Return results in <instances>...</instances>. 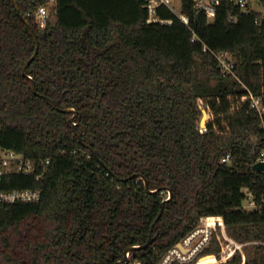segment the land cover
<instances>
[{"label":"trees","instance_id":"trees-1","mask_svg":"<svg viewBox=\"0 0 264 264\" xmlns=\"http://www.w3.org/2000/svg\"><path fill=\"white\" fill-rule=\"evenodd\" d=\"M47 1L15 0L39 43L25 73L38 94L76 116L68 124L72 114L31 92L21 69L35 44L12 1L0 0V150L42 173L0 182V190L41 196L0 204V264H116L147 242L168 192L151 231L157 238L131 260L158 264L185 237L181 253L198 252L206 244L195 248V237L218 223L242 252L219 263L212 237L192 264L204 256L264 264V172L251 168L264 128L248 102L260 97L264 108V21L228 0L212 22L180 0L189 26L165 7L157 16L170 24H147L140 0H54L38 28L33 14ZM219 53L235 77L221 72ZM225 154L230 162L220 163ZM137 175L158 192L148 195ZM246 193L255 210L242 208Z\"/></svg>","mask_w":264,"mask_h":264},{"label":"built area","instance_id":"built-area-1","mask_svg":"<svg viewBox=\"0 0 264 264\" xmlns=\"http://www.w3.org/2000/svg\"><path fill=\"white\" fill-rule=\"evenodd\" d=\"M140 1H142L143 4L142 7L147 12V19H146L147 24L171 23L170 20H161L157 16V10L162 7H165L173 12L172 0H140ZM222 1L223 0H192V3L194 5V9L195 12H197V14L199 15L202 14L206 18L207 22H212L216 14V9L222 3ZM228 1L231 2L234 6H236L244 15L255 13L262 19V21H264V1L262 0H228ZM53 2L54 0H48L45 4L39 5L37 7L35 13L33 14V22L36 27L44 28L46 26L49 20V11L47 6L52 5ZM179 12L178 13L173 12V13L184 25L189 26L188 17L185 15H181ZM231 21L233 22L234 18H231ZM202 52L203 53L207 52L205 47H203ZM213 56L218 62V66L224 75H231L235 77L234 65L233 62L229 60L228 55L219 53V54H213ZM248 102L250 108L256 111L259 118H261V122H262L261 127L264 128V108L262 107L261 98L254 97L251 94H249ZM230 160H231V155L225 154L220 159V163L225 164L230 162ZM256 162H264V151L261 152L260 157L256 160ZM45 164H48V161H46ZM42 165H43L42 163L37 164V166H42ZM8 174L34 176L36 180H38L42 176V173L37 172L35 164L25 159L20 154H16L13 151L3 149L0 150V182L2 178ZM40 197H41L40 193L34 190H14V191L0 190V204L1 203L14 204V203H22V202L35 203V202H39ZM242 208L247 211H252L255 210L256 208L255 201L253 200L252 196L248 193H246L245 195ZM219 218L222 221V218L221 217ZM204 219L205 218H202L200 220L199 226L203 223ZM216 226H220V225L217 223ZM216 226L213 227L212 231L215 229ZM220 227H222L224 231V225ZM211 235L212 232L210 233L206 246H204L201 250H199L198 252L189 251L187 254H183L179 250L178 246L186 238L185 237L181 242L177 243L173 248H171L168 251V253L163 256V258L159 261L158 264H192V261L195 260L198 256H200L203 250L209 246ZM129 255H127L126 261H122L123 260L122 259L120 262L116 264H140L138 261L131 260ZM229 256H225V257L223 256L219 259V261L217 259L216 260L220 263Z\"/></svg>","mask_w":264,"mask_h":264},{"label":"water","instance_id":"water-1","mask_svg":"<svg viewBox=\"0 0 264 264\" xmlns=\"http://www.w3.org/2000/svg\"><path fill=\"white\" fill-rule=\"evenodd\" d=\"M12 1V5H13V8L15 10V13H16V16L18 17V19L20 20L21 23H23L25 25V27L28 29L29 31V34L30 36L32 37V40L35 44V50L32 54V56L30 57V59L26 62V64L23 66V68L21 69V76L22 77H25L29 80L30 82V90L31 92L44 99L45 101H47V103L57 112H60V113H65V114H72V116L69 118L68 120V124L72 123L74 117L76 116V112L72 109H59L56 104L51 100L49 99L48 97H45L43 95H40L37 93L36 91V88H35V83L34 81L29 78L28 76H26V69L27 67L29 66V64L35 59L36 57V54H37V50H38V47H39V43H38V40H37V37H36V34H35V30H34V27L20 14L17 6H16V3H15V0H11ZM78 141L81 143L80 141V138H78ZM82 146L88 150V152L91 154V156L98 160L95 152L88 146V145H85L83 143H81ZM252 170L255 171V172H264V162H256L254 163L252 166H251ZM109 172V170H108ZM110 173V172H109ZM112 176L115 178L116 181H121L119 178L115 177L113 174ZM138 178H140L142 180V183H143V187H144V190L145 192L148 194V195H151V194H156L158 191L155 190V191H151L148 189V184H147V180L141 176V175H137ZM171 199V194L170 192H168V197L160 203V211H159V214L157 216V218L155 219V221L153 222V224L151 225V228H150V234H149V237H148V240L147 242L142 245V246H138V247H130L128 248L125 252H124V257H123V260L122 261H126L127 260V255H129L131 252L135 251V250H140V249H144V248H147L149 247L152 242L157 238V235L155 236H151V231H152V228L154 226V223H156V221L159 219V217L161 216V213H162V210H163V205L165 202L169 201Z\"/></svg>","mask_w":264,"mask_h":264},{"label":"rangeland","instance_id":"rangeland-1","mask_svg":"<svg viewBox=\"0 0 264 264\" xmlns=\"http://www.w3.org/2000/svg\"><path fill=\"white\" fill-rule=\"evenodd\" d=\"M172 8L174 13H178L180 11V0H172ZM211 230L210 228H206L204 232H202L199 236L195 237L193 240L195 242V248H201L205 244H207L208 238L210 236ZM212 237L216 240V242L219 245L220 248V256L219 257H225L231 255L234 250L239 249L241 251L242 247L238 243L231 240L229 237H227L225 228L224 231L222 227L216 226L215 229L212 231L211 239ZM242 252V251H241ZM200 257V256H198ZM244 259V257H243ZM205 261V263L209 262L211 264L215 263V257L214 256H204L196 260L193 264H198Z\"/></svg>","mask_w":264,"mask_h":264}]
</instances>
